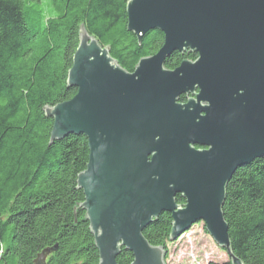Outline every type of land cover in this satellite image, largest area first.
Returning a JSON list of instances; mask_svg holds the SVG:
<instances>
[{"label": "water", "instance_id": "water-1", "mask_svg": "<svg viewBox=\"0 0 264 264\" xmlns=\"http://www.w3.org/2000/svg\"><path fill=\"white\" fill-rule=\"evenodd\" d=\"M126 15L138 42L162 33L161 48L127 72L81 27L67 74L76 94L45 109L50 143L87 141L76 183L99 264H117L122 248L131 264H165L166 251L143 236L163 213L171 242L202 223L227 262L243 264L222 207L235 172L264 158V0H129ZM174 52L197 57L170 70Z\"/></svg>", "mask_w": 264, "mask_h": 264}, {"label": "trees", "instance_id": "trees-1", "mask_svg": "<svg viewBox=\"0 0 264 264\" xmlns=\"http://www.w3.org/2000/svg\"><path fill=\"white\" fill-rule=\"evenodd\" d=\"M128 1L0 0V264H34L53 247L44 264H99L76 183L88 162L87 141L69 135L50 143L53 120L45 109L76 94L67 74L81 27L127 72L161 48L162 33L138 42L127 31ZM196 57L174 52L165 68ZM176 203L183 204L180 196ZM222 213L233 256L264 264V158L235 172ZM171 224L163 213L143 231L149 245L166 251L165 260ZM132 259L122 248L116 262Z\"/></svg>", "mask_w": 264, "mask_h": 264}, {"label": "rangeland", "instance_id": "rangeland-1", "mask_svg": "<svg viewBox=\"0 0 264 264\" xmlns=\"http://www.w3.org/2000/svg\"><path fill=\"white\" fill-rule=\"evenodd\" d=\"M166 247L165 264H209L228 260L225 251L215 244L202 223H196Z\"/></svg>", "mask_w": 264, "mask_h": 264}, {"label": "flooded vegetation", "instance_id": "flooded-vegetation-1", "mask_svg": "<svg viewBox=\"0 0 264 264\" xmlns=\"http://www.w3.org/2000/svg\"><path fill=\"white\" fill-rule=\"evenodd\" d=\"M181 97H183L184 100H181ZM181 97H180V101L182 103L186 102L190 98V96H181ZM195 149L196 150H207V148H205V147H199V146H196Z\"/></svg>", "mask_w": 264, "mask_h": 264}]
</instances>
